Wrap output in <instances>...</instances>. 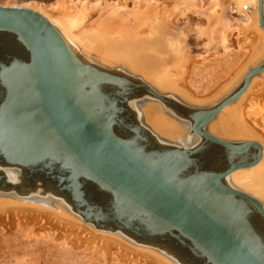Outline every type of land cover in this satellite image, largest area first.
Wrapping results in <instances>:
<instances>
[{"label":"water","instance_id":"obj_1","mask_svg":"<svg viewBox=\"0 0 264 264\" xmlns=\"http://www.w3.org/2000/svg\"><path fill=\"white\" fill-rule=\"evenodd\" d=\"M262 9L258 0L264 30ZM68 44L38 11L0 5V194L32 199L49 191L84 223L181 264H264L262 204L224 182L257 164L262 145L208 131L264 72V60L231 94L194 107L83 62ZM145 95L176 109L196 144L173 145L137 121L126 105H141Z\"/></svg>","mask_w":264,"mask_h":264},{"label":"rangeland","instance_id":"obj_2","mask_svg":"<svg viewBox=\"0 0 264 264\" xmlns=\"http://www.w3.org/2000/svg\"><path fill=\"white\" fill-rule=\"evenodd\" d=\"M248 1L249 0L240 1L239 2L241 3L240 6L237 5L238 3L237 0L236 1L235 0H154V1L153 0L151 1L148 0H0V3L1 5L4 4L14 5V4H19L21 2H34L32 3L33 4L32 6L28 5V7H32L33 9L43 7L44 9L47 10L48 17L46 16L45 13H43L42 15H44L50 21L52 20L53 17V20L51 22L56 21V19H60V18H61L60 20L63 21L65 17L66 18L64 20L66 22V20L67 21L71 20L72 17L73 21H75L78 25L82 26L78 29H82V28L88 29L91 27H95L105 32L106 31L130 32L136 29H141L140 31H142L144 29L150 28V26L152 27L155 26L154 30L156 34L159 33V38H157L158 41H154V42L150 41L149 43L151 44V46L149 50L145 51V49L140 50L137 48L138 49L137 53L142 57L156 60V63L158 62L161 63V61L163 60L164 62L167 61V63H169L170 61H175L173 49L171 47V45L174 44L175 42L176 44L174 45L178 46V48H180V50L184 54L187 52L186 54H190L196 57L195 58L196 61L194 62L195 64L193 63L189 69V76L187 79L188 87L191 89L194 96L199 98H204L205 96L208 97L211 96L209 99H207L206 101H199L200 102L199 103L196 102V100H193V98H191L192 99L191 100L190 97H188L187 95L184 94L181 95L182 93L179 92L176 93V91L172 92V90L170 89L168 91L165 89L163 90L162 87L155 85L154 82H149L151 80H149L144 75L142 76L143 73L141 70H137L131 66V59H130L131 56L127 55L128 53H125L124 55V52H122L124 56L120 58L104 57L103 55L95 54L94 52L88 51L83 47V43L81 42L83 40L79 41L77 38L70 37L65 31V29L62 26H60L59 23L58 25L57 22L56 23L53 22L54 24L57 25L55 26L58 29L60 28L59 31L64 36L66 41H69L68 45L70 46V48L73 49V51L76 54L79 53L80 57L82 56L81 59L83 62L87 60L86 61L87 63L88 62L92 64L96 63L95 66H97V64L98 66L100 65L99 68L104 65V67L111 68L122 75L129 76L131 74L130 76H134L139 79L141 78L140 80L142 82L148 84L150 87L154 88L160 94L165 95L167 99H171L173 101H178L177 99H179L180 101L186 103L187 105L194 107H208L210 105L216 104L219 100L231 94L232 91H234L236 87H238L242 82L246 71L249 68L260 64L264 60V55H263L260 56L258 60H255L252 63L251 62L248 63L246 67L240 72V74L237 77H235V79L229 81L230 83H228V85L226 83L223 85L224 87L222 86V84L229 78V76L234 71H236V69L245 59V56L247 54L246 50L243 48V43L247 40V37L244 36L239 39L238 31L236 30L234 31L233 29H231V27H233L231 23L235 22L233 20L241 21L244 18V15H242L244 13H242L240 9H242V6L243 5L245 6V3H248ZM136 4L139 5L137 6ZM247 5L248 7L250 6L249 4H246V6ZM51 6L53 8L55 7L56 8L52 9ZM197 6L199 7L197 8ZM118 8L121 9L125 8V9L119 10ZM195 8L197 10H195ZM263 9H264V0H263ZM207 10H209V12ZM211 11H215V13ZM203 12L212 13L213 18H215L213 19V21L215 22L213 23L212 21L210 25H207L208 24L207 18L201 14ZM79 13L80 14L84 13L85 15L83 24L78 23V20H76L77 18H74L77 17L78 15L80 16ZM138 14L141 16H139ZM128 16L130 18L129 20H127ZM136 16L138 18H136ZM134 18L135 21L137 20V23L134 22ZM157 18L160 20V21L157 20L158 24L156 23V25L155 24L152 25V23L156 22ZM125 19L128 22H126ZM131 19L133 20V22ZM130 20L132 23H129ZM128 24H130L129 25V28L131 27L130 30L128 28ZM204 26L206 27L208 26L209 29V30L207 29L208 32L211 33L212 31L215 32V33L213 32L214 34L212 33L211 35V37L213 36L211 38L212 41H210V38L205 36L206 33ZM228 29L229 30L231 29L232 31H229ZM164 34L165 35L167 34V36H165ZM166 39L167 40L171 39L172 41H166ZM220 39L223 40L221 41ZM223 41H225V43ZM209 42H213V44ZM169 56L171 58H169ZM150 98H153V100ZM154 98L155 97L152 96L149 97L146 96V98L141 97V100L144 99V102L145 101L148 102L147 104L149 106H156L158 112L162 113L169 122L175 125L176 128L178 127L183 128L182 125H186L182 123L181 120L179 121L175 115L169 113L170 111L168 110L169 108L167 105L162 103L159 99L157 98L154 99ZM253 99L254 98L252 96L248 99V103L252 106V108L256 107ZM144 110L145 109H143L142 107L141 109L136 107L134 116L137 119V121H140V123H143L148 127L147 125L148 120L146 119ZM253 111L255 113L256 111H258V109L257 108L253 109ZM138 113H141L140 114L141 116H139ZM249 120L264 135V110H262V112L260 111V113L257 112L254 115H249ZM188 128L189 126L187 127V132L189 131ZM148 129L156 137L162 139L161 135H159L158 132L151 129V127H148ZM219 138L229 141H241V140H234L229 138L227 139L223 137H219ZM242 141H246V140H242ZM250 141H256V140H250ZM256 142L260 143L259 140H257ZM48 194L56 198L54 194H51L49 191H46L45 196ZM42 197L44 198V195H42ZM256 199L259 200L260 202L263 200V198L259 196ZM47 200L50 201L51 199H47ZM51 202L53 203L51 204V206L55 205V208H58L57 210L61 212V215L72 219L78 224L82 223L81 226L87 227L89 229L94 228L92 225L88 223L87 224L84 223L78 215H76L74 212L71 211L72 209L68 207L66 203L63 205L62 203L56 202L55 200L54 202L53 200H51ZM76 217L78 218V220ZM93 230L103 231V230H98L96 228H94ZM103 232L117 236L119 235L117 233L113 234L109 231L108 232L103 231ZM41 233H44L45 236L44 235L42 236ZM119 237H121V235ZM70 238H67L64 235L62 236L59 235L58 237L57 231L50 229L46 230V232H39L36 230L33 223L25 220H18L13 223L0 224V264H120V263L125 264V262H121V260H119L115 255H112L109 258L106 256L105 253L97 252V250L94 249L96 248L95 245H93L91 248H88V245L82 244L80 241L79 242L77 241L76 243H72ZM121 238L123 239V237ZM127 240L129 241L130 244H133V242L130 241L129 239ZM135 244L136 243H134L133 245ZM135 246H138V244H136ZM142 246L144 245H139V247ZM144 248H146V246ZM128 264H136V262L135 263L131 262Z\"/></svg>","mask_w":264,"mask_h":264},{"label":"bare ground","instance_id":"obj_3","mask_svg":"<svg viewBox=\"0 0 264 264\" xmlns=\"http://www.w3.org/2000/svg\"><path fill=\"white\" fill-rule=\"evenodd\" d=\"M148 1H151V0H148ZM240 1H242V0H237L238 3L237 2H235V3H237V5L240 6L241 5V3H239ZM214 2H217V1H214ZM32 3H34V2H21L19 4H14V5L4 4L2 6L28 7V5L32 6L33 5ZM246 4H249L252 8L250 6L248 7V5L246 6ZM0 5H1V3H0ZM25 5H27V6H25ZM198 7L199 6H197V8ZM29 8L33 9L32 7H29ZM55 8L52 7V9H55ZM118 9L123 10L125 8H122V9L118 8ZM201 9H203V8H201ZM34 10H36V11L38 10L41 14L45 13L46 16L48 14L47 10L44 9L43 7H40L37 9L34 8ZM195 10H197V9L195 8ZM240 10L242 13H244V14H242V15H244V18L241 21L233 20L235 22L231 23V25L233 26V27H231V29H233L234 31L235 30L238 31V38L239 39L241 37H244V36L247 37V40L243 43V48L246 50L247 54L245 56V59L241 62V64L236 69V71H234L229 76V78L222 84V86L226 83L228 85V83H230L229 81H232L233 79H235V77H237L240 74V72L246 67V65L248 63H250V62L252 63L253 61L258 60V58L260 56L264 55V31L261 29V27L258 23V19H257L258 18L257 17L258 16V13H257V11H258V0H249L248 3H245V6L243 5L242 9H240ZM262 10H264V9H262ZM207 11L209 12V10H207ZM208 12H206V13L203 12L201 14L207 18V21H208L207 25H210L212 23L213 19H215V18H213L212 13H208ZM211 12L215 13V11H211ZM80 13H81V10H80ZM139 13H140V11H139ZM197 13H198V11H197ZM263 14H264V12H263ZM75 15H77V14H75ZM152 15H153V13H152ZM139 16H141V15H139ZM74 18H77L76 20H78V23L83 24L84 23L83 20L85 18V15L83 13V14H80V16L78 15L77 17H74ZM127 18H128L127 20L130 19L129 16ZM136 18H138V17L136 16ZM158 18L156 19V22L154 20L155 23H152V25L153 24L156 25V23L158 24L157 20L160 21L159 20L160 18L159 19ZM49 19H51V18H49ZM60 19H56V21H53V22H55V23L57 22V24L59 23L60 26H62L65 29V31L67 32V34L70 37L77 38L79 41L83 40V41H81L83 43V47L85 49H87L88 51H92L98 55H103L104 57H113V58H116V57L120 58V57L124 56L125 53H128L127 55L131 56V58H130L131 59V66L137 70H141L143 73L142 76L144 75L149 80H151L149 82H154L155 85L162 87L163 90L165 89L168 91L170 89V90H172V92L176 91V93H178V92L182 93L181 95H183V94L187 95L188 97H190V99L193 98V100H196V102L206 101L207 99H209L211 97V96L210 97L205 96L204 98L196 97V96H194L191 89L188 87L187 79L189 76V69H190L191 65L196 61V59H195L196 57H194L190 54H186L187 52L184 54L180 50V48H178V46L174 45V44H176L175 42H174V44H172L173 46L171 45V47L173 49L175 61H170V62L168 61L169 63H167V61L164 62V60L161 61V63H159V62L156 63V60L148 59L146 57H142L137 53L138 49H140V50L145 49V51L149 50L150 46H151V44L149 43L150 41H153V42L158 41L157 38H159V33H157L158 35L156 34V32L154 30L155 26H153V27L150 26V28L144 29L142 31H140L141 29H136V30H133L130 32L129 31L128 32H126V31H122V32L121 31L120 32H110V31L107 32L106 31L105 32V31H101L100 29L95 28V27H91L88 29H84V28L78 29L82 26L78 25L75 21H73L72 17H71V20H68V21L66 20V22L64 19H63V21ZM52 20H53V17H52ZM131 20L129 23L133 22V20H132V22H131ZM125 21H126V19H125ZM125 21H124V23H125ZM138 21H139V19H138ZM53 22H51V23L53 25H56ZM126 22H128V21H126ZM134 22L137 23V20L135 21V18H134ZM214 22L215 21H213V23ZM120 25H121V23H120ZM129 25L130 24H128V28H129ZM204 27H205L204 29H205V33H206L205 36L210 38V41H212L211 38L213 36L211 37V35L214 31L211 30L212 33L208 32L207 31L208 26L207 27L204 26ZM130 28H129V30H130ZM231 29L230 30L228 29V30L232 31ZM213 30H214V28H213ZM62 32H63V30H62ZM166 32H167V30H166ZM165 36H167V34ZM225 39H226V37H225ZM166 41H172V40L166 39ZM223 42L225 43V41H223ZM209 43L213 44V42H209ZM152 45H154V44H152ZM181 48H182V45H181ZM172 49H171V51H172ZM122 52H124V55ZM77 54H79V53H77ZM83 54H85V53H83ZM167 55H169V54H167ZM169 58H171V57L169 56ZM163 59H164V57H163ZM114 60H117V59H114ZM97 66H98V64H97ZM101 67H104V65ZM253 67H256V65ZM253 67H251V68H253ZM251 68H249L246 71V73ZM141 71H140V73H141ZM246 73L244 74V77H245ZM258 88H260V89H258ZM219 89H221V88H219ZM137 93L140 94V91ZM146 96L149 97L148 95H146ZM146 96L142 97V98H146ZM251 96L254 98L253 100H254V102H255L254 104L256 106L253 108L248 103V99ZM150 99L153 100V98H150ZM129 102L130 101H128V104L126 105L127 106L126 108L129 110V112L131 111V112L135 113L136 107L139 109H141V107L143 109H145L144 112L146 115V119L148 120V124H147L148 127H151V129L158 132L159 135H161V137H162V139L160 138L161 140H164V141H167L173 145H178V146H182L185 148H189V147L195 145L196 142L198 141V137L191 134L189 131L187 132V127L189 126L188 123H186V125H182L183 128H181V127L176 128L175 125L172 124L171 122H169L167 120V118L162 113L158 112V109L156 106H149L147 104L148 102H146V101L145 102L140 101V102H142L141 105L139 103H136V102H133V103H131V102L129 103ZM193 102H195V101H193ZM168 108H169L168 110L170 111L169 113L176 112L175 111L176 109L174 110L170 106H168ZM256 108L258 109V111H256L254 113L253 109H256ZM262 110H264V72L254 76L252 78L248 89L238 98L237 101H235L231 105L225 106L222 109V111L219 113V115L215 118L214 122H212L208 126V130L210 133H212L216 136L227 138V139L229 138V139L241 140V141L242 140H246V141H250V140H256L257 141V140H259V142L263 148V154H262V158L260 159V161L252 167L241 168V169H237V170L233 171L232 173H230L229 176L224 178L225 179L224 182L228 186L233 187L235 189H238L240 191H243L244 193H247V194L250 193L249 195H251L255 198H258V196L262 197L263 200L261 202L259 200L258 201L262 204V207L264 209V135L249 120V115H254L257 112L260 113V111L262 112ZM138 114H139V116H141L140 115L141 113H138ZM257 115H259V114H257ZM141 121H143V120H141ZM212 153H213V151H212ZM214 158H215V155H214ZM5 172H6V175L8 176L9 179H14L15 172H16L14 169L5 168ZM31 196H35V197L32 199H24V198L18 199L16 197L11 196V195H9V196L3 195L2 196L0 194V224L13 223V222H16L18 220H25V221L33 223L36 230L39 232H46V230L50 229V230L57 231L58 237H59V235L60 236L64 235L67 238L71 237L70 239H71L72 243H76L77 241L78 242L80 241L82 244L88 245V248H91L93 245H95L96 248H94V249H96L97 252L105 253L106 256L109 258L112 255H115L119 260H121V262H125V264L131 263V262H133V263L136 262V264H181L174 257H172L170 255L168 256L158 249L152 248L150 246L149 247L146 246V248H144L145 246L139 247V245L138 246H135L136 244L133 245L134 243L130 244L129 241L127 240L128 238L125 237V240H124L123 235H121V237H123V239H122L121 237H119L120 234L118 236L112 235L109 233H104L103 231L93 230L94 229L93 227H92L93 229H91V228L89 229L87 227L81 226L82 223L78 224L77 222L73 221L72 219L61 215V212H59V210H57L58 208H55V205L51 206V204H53L51 202V200H53V202L55 200L56 202H60L64 205V203H63L64 201L60 198H54L52 195H49V194L46 196L44 195V198H43L42 195H40V193H34V194H31ZM47 199H51V200L49 201ZM67 211H68V209H67ZM77 220H78V218H77ZM83 225H85V224H83ZM113 234H115V233H113ZM41 235L45 236L44 233H41ZM60 238H62V237H60Z\"/></svg>","mask_w":264,"mask_h":264}]
</instances>
